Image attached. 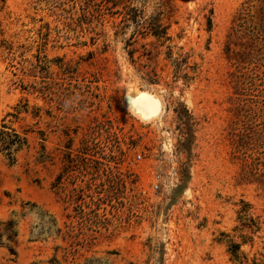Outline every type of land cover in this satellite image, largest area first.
I'll list each match as a JSON object with an SVG mask.
<instances>
[{
  "label": "rangeland",
  "instance_id": "obj_1",
  "mask_svg": "<svg viewBox=\"0 0 264 264\" xmlns=\"http://www.w3.org/2000/svg\"><path fill=\"white\" fill-rule=\"evenodd\" d=\"M248 5L253 30L264 0H0V264L261 258L264 190L229 136Z\"/></svg>",
  "mask_w": 264,
  "mask_h": 264
},
{
  "label": "trees",
  "instance_id": "obj_2",
  "mask_svg": "<svg viewBox=\"0 0 264 264\" xmlns=\"http://www.w3.org/2000/svg\"><path fill=\"white\" fill-rule=\"evenodd\" d=\"M5 0H3L4 2ZM254 5L244 6L238 17L236 33H246V42L241 43L240 50L235 52L231 48L234 39L232 34L226 45L225 54L230 63L231 72H229V83L233 89V96L230 99L231 108L229 112L232 114L229 136L232 148V155L240 166L239 178L241 182L247 184H255L264 190V106L259 105V101L255 98L261 97L255 93L259 91V87L264 85V79L260 77L258 69L264 68V13H258V18L262 22L251 30L247 25L249 14ZM212 21L208 19L207 30L211 31ZM242 36L236 37L240 40ZM235 39V40H236ZM132 54V53H131ZM262 91L259 92V94ZM253 97V98H251ZM248 208V207H247ZM241 219L245 220L246 209L240 211ZM98 223L101 218L96 215ZM243 229L249 228L248 225L242 224ZM259 230L252 231L254 234ZM243 243L233 245L234 251L232 256L238 258L240 249L244 244L252 242V239L242 237ZM261 258H255L252 264H264V254H260Z\"/></svg>",
  "mask_w": 264,
  "mask_h": 264
},
{
  "label": "bare ground",
  "instance_id": "obj_3",
  "mask_svg": "<svg viewBox=\"0 0 264 264\" xmlns=\"http://www.w3.org/2000/svg\"><path fill=\"white\" fill-rule=\"evenodd\" d=\"M151 101L156 103V106L150 105ZM160 103L159 100L154 99L151 95L144 93L141 94V98L135 100L136 110H138L142 117L144 118H152L156 116L160 111Z\"/></svg>",
  "mask_w": 264,
  "mask_h": 264
},
{
  "label": "water",
  "instance_id": "obj_4",
  "mask_svg": "<svg viewBox=\"0 0 264 264\" xmlns=\"http://www.w3.org/2000/svg\"><path fill=\"white\" fill-rule=\"evenodd\" d=\"M150 105H154L156 106V103L154 101H151V103H149ZM138 111V110H137ZM139 112V111H138ZM140 113V112H139Z\"/></svg>",
  "mask_w": 264,
  "mask_h": 264
},
{
  "label": "built area",
  "instance_id": "obj_5",
  "mask_svg": "<svg viewBox=\"0 0 264 264\" xmlns=\"http://www.w3.org/2000/svg\"><path fill=\"white\" fill-rule=\"evenodd\" d=\"M141 158V156H138V159H140Z\"/></svg>",
  "mask_w": 264,
  "mask_h": 264
}]
</instances>
